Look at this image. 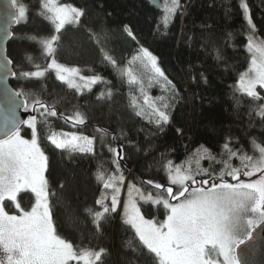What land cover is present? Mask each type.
I'll use <instances>...</instances> for the list:
<instances>
[{
	"label": "trees",
	"instance_id": "16d2710c",
	"mask_svg": "<svg viewBox=\"0 0 264 264\" xmlns=\"http://www.w3.org/2000/svg\"><path fill=\"white\" fill-rule=\"evenodd\" d=\"M57 1L84 10L79 25H66L57 34L41 8V0H17V7L19 4L26 6V20L12 30L13 36L7 46V56L16 73L10 81L14 90L36 94L48 102L59 100L57 111L65 115H71L73 106L79 105L80 111L87 116L83 125L73 127L59 116L49 118V124H42L39 113L34 112L38 119L39 143L48 158L45 177L50 193L56 192L55 197L50 196L54 225L57 233L74 246L106 249L103 264H153L147 256L133 251L138 238H134V230L124 224L121 207L107 222H101L99 232L92 216L85 211L89 208L101 210L95 203L103 190L102 182L96 180L98 166L106 174L115 172L111 154L106 148L100 150V133L96 129L103 128L111 134L105 138L106 143L124 145L121 168L125 186L132 181L153 195L156 193L151 186L142 185L140 181L151 179L167 186L163 165L168 160L180 164L201 146L219 160L226 140L232 142L233 148L243 146L248 154L253 151V139L264 145V118L256 114L257 106L264 104V99L254 101L237 87L239 74L250 61L246 44L251 30L240 7L241 0H179L182 7L167 27L162 21L171 0H161L162 10L152 7L147 0ZM244 2L255 25L254 35L264 40V0ZM125 25L136 36L138 44L127 37ZM89 29L97 34H107L104 46L121 67L139 46L149 49L157 57L160 68L176 87L175 97L170 99V119L166 124L157 127L135 115L129 100L130 91L139 95L138 85H129L126 77L122 81L113 67L102 62L98 47L89 40ZM53 34L61 36L55 54L58 63L77 67L84 76L100 75L104 82L82 93L60 82L55 73L47 69L50 57L43 54L37 42ZM30 37H36V40ZM131 67L134 75L143 80L148 93L156 97L170 96L159 90L160 84L149 85V73L138 62ZM36 70H46L45 76L28 80L20 76L21 72ZM109 89L111 99L98 101L101 91ZM257 91L264 97V89L259 85ZM21 97L25 99V96ZM32 98L34 96L28 97L29 104ZM28 110H32L31 107ZM52 131L96 137L94 152L56 149L46 139ZM121 131L126 134V139L120 137ZM21 133L31 136L26 125L21 128ZM113 135L118 137L115 142L111 139ZM232 163L237 166L240 162L234 158ZM201 164L204 168L209 167L207 160ZM126 166L131 168L129 172ZM215 167L218 172L220 166ZM34 200L32 193L20 194L24 210H28ZM139 205L149 219L162 221L166 218L162 205L143 202ZM129 240L133 241L132 246L128 245Z\"/></svg>",
	"mask_w": 264,
	"mask_h": 264
},
{
	"label": "snow or ice",
	"instance_id": "6c2138e0",
	"mask_svg": "<svg viewBox=\"0 0 264 264\" xmlns=\"http://www.w3.org/2000/svg\"><path fill=\"white\" fill-rule=\"evenodd\" d=\"M12 3L17 7V0H12ZM41 5L50 13L48 19L54 24L57 34L66 25H79L81 17L84 16L83 9L57 4L56 0H41ZM181 7L179 0H171L167 15L162 21L165 27ZM240 7L251 30L246 50L252 56L248 69L239 74L238 84L243 93L258 101L264 99L257 91V85L264 89V40L254 36L255 25L244 0H241ZM12 19L17 24L26 20L24 4L18 5L17 14ZM124 32L131 40L139 43L127 25L124 26ZM87 33L90 42L98 47L102 62L113 67L122 81L126 77L129 85H138L139 97H142L143 103L131 91L129 100V107L134 110L135 115L146 118L157 127L166 124L170 119V99H174L176 87L160 68L157 57L149 49L139 46L127 64L121 67L104 46L107 43V34H97L90 29ZM57 34L37 41L43 54L53 57L47 64V69H54L56 78L77 93L91 91L93 85L104 82L100 75L84 76L79 68L66 67L57 62L55 54L61 39ZM10 35L9 30L5 29V37ZM30 39L36 40V37ZM137 62L148 71L149 85L160 84L170 96L153 99L148 94L143 80L133 73L131 65ZM10 63L12 61L5 56L2 67L6 72L10 71ZM36 67L39 69V65ZM45 71H25L20 76L25 80L38 79L45 76ZM16 95L25 96V110L31 107L33 112H38L42 124H49V118L59 116L75 127L83 125L87 119L79 105L73 106L71 115H65L64 112L57 111L59 100L48 102L23 90ZM29 96H34L30 104ZM111 97L112 91L109 89L101 91L97 100ZM236 103L239 105L240 101L237 100ZM256 114L264 118V104L257 106ZM22 124L31 130L30 139L21 134ZM37 125V116L30 115L23 121L15 117L6 118L5 123L0 126V251L6 258L0 259V264H103L102 256L106 249L74 246L57 233L50 204V196L55 197L56 192L50 193L45 177L48 158L40 146ZM96 131L100 133L101 152L106 148L111 154L112 164L115 165V172L112 174H106L98 166L96 180L102 182L103 190L95 203L101 210H85L92 216L99 232L101 222H107L121 204L120 195L125 185V176L121 168L124 145L113 146L106 143L105 138L111 134L103 128H97ZM120 137L126 139V134L121 131ZM46 139L56 149L79 153H93L96 143V137L64 131H52ZM111 139L115 142L118 137L113 135ZM231 144L230 140L225 141L219 160L204 146L180 164L168 160L163 165L167 186L151 179L140 181L142 185L151 186L155 195L151 191L145 192L132 181L127 182V199L123 201L122 219L124 224L134 230V238H138L134 252L147 256L153 264H239L235 250L244 243L240 234L244 232L250 238L249 229L264 222V145L253 139L251 144L254 154L250 155L244 151L243 146L233 148ZM234 158L239 160V166L233 165ZM204 160L209 161L208 168L202 167L201 161ZM217 165L220 166L218 172L215 167ZM253 177L257 178L252 179ZM60 187L62 189L63 185ZM22 189H28L34 194L35 203L30 210H24L16 203L15 208L19 209V214L10 213L6 210V201H16L17 193ZM138 201L162 205L166 218L162 221L145 218ZM127 243L129 246L133 245L132 240Z\"/></svg>",
	"mask_w": 264,
	"mask_h": 264
},
{
	"label": "water",
	"instance_id": "95a60500",
	"mask_svg": "<svg viewBox=\"0 0 264 264\" xmlns=\"http://www.w3.org/2000/svg\"><path fill=\"white\" fill-rule=\"evenodd\" d=\"M149 4L159 10L163 9L161 0H147ZM17 14V7L13 6L12 0H0V126L5 123L6 118L15 117L18 120H27L30 115H34L32 110H25V99L17 96V91L13 89L10 81L15 77L12 63L8 64L10 71H5L2 67L4 57L7 56V46L13 36L12 30L17 26L12 17ZM5 29L11 33L5 37ZM24 125H21V128ZM127 172L131 170L125 167ZM251 237L244 238V243L236 247V255L239 264H264V222L257 223L251 230Z\"/></svg>",
	"mask_w": 264,
	"mask_h": 264
},
{
	"label": "rangeland",
	"instance_id": "374dc122",
	"mask_svg": "<svg viewBox=\"0 0 264 264\" xmlns=\"http://www.w3.org/2000/svg\"><path fill=\"white\" fill-rule=\"evenodd\" d=\"M56 3L57 4H61V3H59L57 0H56ZM41 8L43 9V11H44V13L47 15V17H49L50 16V13H48L43 7H42V5H41ZM54 25V24H53ZM256 38H258L256 35H254ZM259 39V38H258ZM251 56H252V54L250 53V60H251ZM50 57V61H49V63L51 62V59H52V57L51 56H49ZM249 64H250V61H249ZM66 67H70V66H67V65H65ZM248 67H249V65H248ZM248 67L243 71V72H245L247 69H248ZM54 73H55V70L54 69H51ZM81 75H83L82 73H81ZM238 81H239V78H238ZM60 82H62V81H60ZM64 83V82H63ZM64 84H66V83H64ZM67 85V84H66ZM258 86V85H257ZM237 87L239 88V84H238V82H237ZM158 88H159V90L161 91V92H163L164 90L161 88V86H158ZM73 90H75V89H73ZM239 90H240V88H239ZM76 91V90H75ZM153 99H155V98H157L154 94H150V93H148ZM138 97H139V95H138ZM140 98V102L141 103H143V100H142V97H139ZM27 126V125H26ZM60 132V131H59ZM64 132H70V131H64ZM22 134V133H21ZM24 136V135H23ZM25 138H31V136L30 137H26V136H24ZM252 150H253V148H252ZM252 154H254V150L251 152V154L250 155H252ZM202 165V167L204 166L203 164H201ZM237 166H239V164L237 165ZM218 171H219V169H218ZM258 175V174H257ZM243 179H248V178H245V177H242ZM255 178H257V177H253L252 179H255ZM230 179V178H229ZM167 185H168V182H167ZM34 195V194H33ZM120 199H121V204L118 206V207H121V214H122V217H123V212H124V208H123V201H125L126 199H127V186H125L124 185V187H122V189H121V195H120ZM139 202H142V201H138V203ZM172 202H175V201H172ZM34 203H35V200H34ZM33 203V204H34ZM109 203H110V201H109ZM33 204L30 206V208L28 209V210H30L31 209V207L33 206ZM7 210V209H6ZM10 212V211H9ZM10 213H15V214H19V212L18 211H12V212H10ZM145 218H147V217H145ZM147 219H149V218H147ZM253 228V227H252ZM252 228H250L249 230H251ZM245 237H247V234L246 233H244V232H242L241 234H240V238L241 239H244ZM221 260H222V258H220ZM71 264H75V262H71ZM81 264H82V262H81Z\"/></svg>",
	"mask_w": 264,
	"mask_h": 264
},
{
	"label": "flooded vegetation",
	"instance_id": "af4514ba",
	"mask_svg": "<svg viewBox=\"0 0 264 264\" xmlns=\"http://www.w3.org/2000/svg\"><path fill=\"white\" fill-rule=\"evenodd\" d=\"M25 192L31 193L30 190H28V189H22L19 193H17V200L16 201H6V209H7V211L12 212V211L15 210V211L19 212V209L15 208V204L16 203H19L20 207L23 209L22 202H21L22 198H21V201H20V194L25 193ZM0 259H6L5 255H4V253L2 251H0Z\"/></svg>",
	"mask_w": 264,
	"mask_h": 264
}]
</instances>
